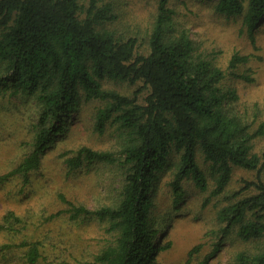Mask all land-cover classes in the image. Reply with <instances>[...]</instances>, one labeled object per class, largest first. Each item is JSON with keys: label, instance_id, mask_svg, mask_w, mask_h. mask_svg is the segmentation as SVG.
I'll return each instance as SVG.
<instances>
[{"label": "trees", "instance_id": "obj_1", "mask_svg": "<svg viewBox=\"0 0 264 264\" xmlns=\"http://www.w3.org/2000/svg\"><path fill=\"white\" fill-rule=\"evenodd\" d=\"M213 9L238 16L252 41L253 32L264 22V0H216ZM175 14L169 0H157L148 51L141 53L136 50L135 37H122L108 27L116 17L110 1L0 0V97L22 95L40 107L41 127L35 131L31 153L16 171L27 173L38 167L44 150L63 128L65 118L61 116L79 106L80 89L88 98L105 101L97 114L99 129L110 120L124 137L119 203L88 209L69 202L71 218L95 216L111 222L118 232L112 243L84 264H160L157 251L170 243L156 244L157 230L149 218L150 193L159 174L172 165L173 152L179 160L169 184L176 201L183 195L185 180L206 189L199 157L208 163L216 182L215 194L227 185L234 167L264 168V150L254 151L264 122L252 129L232 111L231 102L237 96L222 83L226 69L200 56L188 31L175 27ZM246 60L245 55L233 54L228 72L252 80L248 74L233 71ZM105 77L141 80L149 93L140 103L135 97L103 88ZM48 118L53 120L47 124ZM84 159L117 160L107 150L82 147L66 162L74 169ZM230 198L217 213L221 236L233 234L252 243L236 252L233 264H264V179L246 180ZM21 245L26 248V262L37 263L41 256L38 244L22 241ZM6 247L0 244V253Z\"/></svg>", "mask_w": 264, "mask_h": 264}, {"label": "rangeland", "instance_id": "obj_2", "mask_svg": "<svg viewBox=\"0 0 264 264\" xmlns=\"http://www.w3.org/2000/svg\"><path fill=\"white\" fill-rule=\"evenodd\" d=\"M81 1L87 4L89 0ZM107 1L116 15L108 27L122 37H135L136 50L146 53L157 0ZM215 1L169 3L176 12L175 27L188 31L200 56L226 69L222 83L237 96L231 102L232 111L255 129L264 122V22L253 32L252 41L238 16L214 11ZM235 53L247 56V60L238 63L233 71L248 74L252 80L228 72L229 60ZM101 83L103 88L135 97L140 103L149 93L141 80L105 77ZM79 95V106L71 114L61 116L65 118L61 132L44 150L38 167L27 173L16 169L31 153L35 131L41 127L40 107L35 100L22 95L0 97V244L7 246L0 253V264H29L22 241L38 244L41 256L35 264H84L117 236V229L108 220L90 215L70 217L69 202L88 209L116 206L121 199L125 171L120 153L124 137L117 125L106 120L102 130L98 127V110L105 101L88 98L83 89ZM52 120L48 118L47 124ZM82 147L107 150L117 160L107 163L84 159L79 167L70 168L66 160ZM263 150L264 133L254 141V151ZM171 160L172 165L159 174L150 193L149 218L152 228L157 230L156 244L170 243L157 251L159 263L233 264L236 252L252 243L240 241L233 234L222 238L217 213L246 180L257 176L264 179V168L256 171L234 167L227 185L215 194L216 182L208 163L199 157L207 177L206 189L185 180L183 195L176 201L169 183L177 169L178 154L173 152ZM8 212L13 216L5 218Z\"/></svg>", "mask_w": 264, "mask_h": 264}]
</instances>
